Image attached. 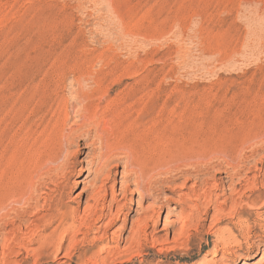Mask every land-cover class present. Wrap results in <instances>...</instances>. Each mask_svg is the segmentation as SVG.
<instances>
[{"label":"rangeland","instance_id":"1","mask_svg":"<svg viewBox=\"0 0 264 264\" xmlns=\"http://www.w3.org/2000/svg\"><path fill=\"white\" fill-rule=\"evenodd\" d=\"M263 132L264 0H0V189L35 185L7 264L97 250L25 251L58 183L112 205L98 241L149 224V263L264 264Z\"/></svg>","mask_w":264,"mask_h":264},{"label":"bare ground","instance_id":"2","mask_svg":"<svg viewBox=\"0 0 264 264\" xmlns=\"http://www.w3.org/2000/svg\"><path fill=\"white\" fill-rule=\"evenodd\" d=\"M262 134H264V132ZM111 179L112 174H109L108 180ZM32 182L28 181V179H19L17 176H14L11 179V185L8 189H6L5 187H2L0 189V229L2 231L8 230L12 227H16L17 223L20 222V220L24 216L27 208L30 206V203L34 199L33 195L35 194V185H33ZM65 189L66 186H64L63 184L60 185L58 183L56 186V190L54 191L56 193L55 196H53L51 199L45 198L44 203L38 207L37 212L46 210L48 213L44 214L42 217L36 220L38 232H35L33 234V237L29 241L28 245H23L25 251L33 250L35 252L37 250L41 251L40 253L46 255V257L48 258L52 257L54 259H58L60 253L64 248V244L67 241L75 243L77 241L86 242L87 240H90L94 243V245L98 243L96 245L97 250L90 249L85 251L83 254H80L79 259L82 260V264H118L122 263V261L126 262L137 259L138 257H143L142 259H140L141 261L139 264H152L147 262V260L144 258L146 257L145 254L147 253H144L143 247H141V245H143V243H146L148 239L145 229L150 227L149 224H147V227L145 229H141L142 233L135 235L134 237L126 239L123 235H119L117 237L113 236L109 239L105 234L100 239V241H98L94 236H92L96 228V223L111 215V211L113 209L112 205H109V208L104 204L100 205L99 200L96 198L97 194L95 191L90 195V200L87 201L88 204L85 210V215L82 216L79 214L77 208H72L68 203L65 202L67 196ZM257 190H259L258 187ZM259 193L262 194V190H259ZM116 202L118 204L117 212H120L123 209V206L121 205L120 201ZM262 226L264 227V223L262 224ZM13 234L15 235V233ZM21 236L22 235L20 234H16V236L14 237V242L18 239V241L15 243L16 245L20 243V240V245L23 244L24 238H21ZM79 237H81L80 240L78 239ZM124 240H126V244L128 245L121 247V243ZM15 244L13 245L12 243V246L9 247V244H6L5 242L2 245L3 247H1L0 249V264L8 263V261L10 260V256L13 255L16 251ZM30 244H37V248L29 249L30 247L28 246ZM68 248L70 249H67L68 251L65 256L67 258L66 262L72 260L75 255V252L73 251H76V249L73 250V248H75L74 246L72 247V249L71 247ZM19 253L22 252L19 251ZM128 254L129 257L126 260H122V258L127 256ZM217 254L218 253L216 252L214 256H216ZM227 254L228 253L226 252L225 255ZM220 263L221 262H218L215 257L207 259V257L205 256L200 261L192 264ZM223 264H225L224 261Z\"/></svg>","mask_w":264,"mask_h":264}]
</instances>
